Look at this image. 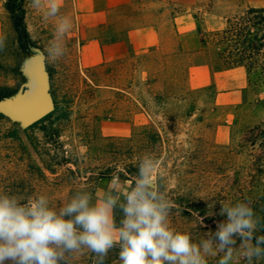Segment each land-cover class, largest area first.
Listing matches in <instances>:
<instances>
[{
  "label": "rangeland",
  "instance_id": "obj_1",
  "mask_svg": "<svg viewBox=\"0 0 264 264\" xmlns=\"http://www.w3.org/2000/svg\"><path fill=\"white\" fill-rule=\"evenodd\" d=\"M4 2L0 93L11 99L23 92L26 67L38 60L52 109L30 127L0 113V193L25 201L45 195L59 209L82 189L98 199L114 174L119 190L129 189L140 158L152 155L174 205L170 226L194 242L226 218L215 214L220 203L250 199L264 217V81L244 68L212 73L186 59L201 39L213 52L208 35L248 8H264V0H126L110 8L104 0H63L60 15L71 18L72 29L55 61L47 56L55 18L22 1L31 41L25 54ZM150 27L157 28L152 41ZM91 262L85 251L73 264Z\"/></svg>",
  "mask_w": 264,
  "mask_h": 264
},
{
  "label": "clouds",
  "instance_id": "obj_2",
  "mask_svg": "<svg viewBox=\"0 0 264 264\" xmlns=\"http://www.w3.org/2000/svg\"><path fill=\"white\" fill-rule=\"evenodd\" d=\"M63 0H31L45 20L55 18L56 27L47 56L53 61L65 53V37L72 29L68 16H61ZM6 38L0 36V49ZM160 161L152 155L140 158L133 186L121 192L114 174L109 188L94 200L87 190L76 191L59 209L39 195L23 200L0 193V264H73L85 251L94 254L93 264H106L118 248L120 264H246L264 260V218L256 214L250 199L220 203L215 230L198 241L189 232L170 226L173 203L157 181ZM123 171V169H119ZM121 218L117 220L116 213ZM214 215V213H213ZM203 224V218L201 219Z\"/></svg>",
  "mask_w": 264,
  "mask_h": 264
},
{
  "label": "trees",
  "instance_id": "obj_3",
  "mask_svg": "<svg viewBox=\"0 0 264 264\" xmlns=\"http://www.w3.org/2000/svg\"><path fill=\"white\" fill-rule=\"evenodd\" d=\"M22 1L5 0L4 9L16 35L19 49L28 54L31 41L23 24ZM209 36L215 49L211 52L207 48L208 41L201 39L199 48L186 55V59H189L191 64L209 66L212 73L242 67L248 75L252 73L257 80L264 81V8H248L241 16L228 21L222 30L212 32ZM182 54L185 53L182 52ZM9 95L8 92L0 93V101ZM47 117L40 121H44ZM36 124L38 122L34 125ZM116 218L117 220L121 218L119 212L116 213ZM257 234L264 235V232ZM118 252V248L111 250L106 264H112L114 257L119 259ZM94 259V254H92L91 264Z\"/></svg>",
  "mask_w": 264,
  "mask_h": 264
},
{
  "label": "water",
  "instance_id": "obj_4",
  "mask_svg": "<svg viewBox=\"0 0 264 264\" xmlns=\"http://www.w3.org/2000/svg\"><path fill=\"white\" fill-rule=\"evenodd\" d=\"M27 88L11 99L0 101V113L13 121L30 127L51 112V99L48 91L47 73L38 60L26 67Z\"/></svg>",
  "mask_w": 264,
  "mask_h": 264
},
{
  "label": "crops",
  "instance_id": "obj_5",
  "mask_svg": "<svg viewBox=\"0 0 264 264\" xmlns=\"http://www.w3.org/2000/svg\"><path fill=\"white\" fill-rule=\"evenodd\" d=\"M106 3V7L110 8V7H115V6H118L124 2H126V0H104ZM156 27H150L148 28L149 32H150V35H149V38H150V41H152L153 37H155V31H156ZM242 67H238V68H235V69H232V70H228V71H224L225 72H231V71H235L236 69H240ZM219 73H223V72H219Z\"/></svg>",
  "mask_w": 264,
  "mask_h": 264
}]
</instances>
